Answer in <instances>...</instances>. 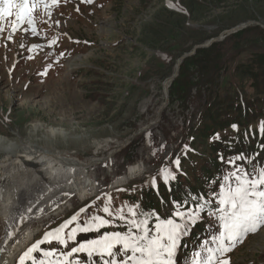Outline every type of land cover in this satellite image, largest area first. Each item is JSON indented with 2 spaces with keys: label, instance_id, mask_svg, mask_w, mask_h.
<instances>
[{
  "label": "rangeland",
  "instance_id": "rangeland-1",
  "mask_svg": "<svg viewBox=\"0 0 264 264\" xmlns=\"http://www.w3.org/2000/svg\"><path fill=\"white\" fill-rule=\"evenodd\" d=\"M237 26H245L241 34L230 32ZM22 27L27 39L22 50L16 51L15 35ZM36 27L37 35L31 34L27 24L8 32L7 45L1 41L8 30L0 33V134L19 143L33 141L68 157L97 155L107 159L88 172L82 190L91 189L92 193L78 190L61 200L46 201L23 227L7 226L1 239L9 240L3 245L9 254L8 264H20V257L46 232L58 228L81 208H87L79 217L83 223L92 215L104 216L102 208L109 197L113 211L125 204H140L135 197L155 190L147 183L153 176L160 189L164 185L158 176L160 169L176 171L173 161L177 157L178 181L183 177L193 180L209 155L219 159L222 154L212 148L213 138L203 139L192 126L216 94L222 97L228 93L230 99L242 91L244 97L254 96L257 92L250 86L248 73L260 67L259 57L264 56V0H93L91 4L61 0L50 18L41 11ZM55 36L60 37L59 44L49 50L47 42ZM79 43L83 44L77 46ZM212 43L216 46L199 51ZM197 50L191 60L194 64L183 68L184 97L170 100L172 82L167 80L180 70L179 59ZM261 121L264 117L247 125L235 124L237 130L230 126L218 133V141L236 136L258 138ZM36 124L43 127L31 137ZM45 128L66 129L67 136L46 138ZM185 146L190 151L185 152ZM237 155L223 156L226 161ZM237 164L252 172L249 163ZM138 165L145 172L140 169L141 175L128 176ZM231 170L224 163L221 179ZM122 178L125 182L120 184ZM213 191L218 192L219 185ZM5 197L0 195V200ZM208 213H201L202 219L190 230L202 226L209 236L204 241L213 246L211 236L218 234L220 222ZM74 226L65 229V236ZM113 230L123 228L101 231ZM89 233L95 234L78 233L76 242L98 235ZM22 239L23 244H18ZM202 245L196 252L203 254ZM73 246L72 241L68 248L55 241L41 244L24 264H39L46 259L44 251L55 248L66 252ZM3 254L1 251L0 256ZM193 257L191 254L182 262L178 250L177 264H192ZM222 258L229 264H264V227L247 234Z\"/></svg>",
  "mask_w": 264,
  "mask_h": 264
},
{
  "label": "snow or ice",
  "instance_id": "snow-or-ice-1",
  "mask_svg": "<svg viewBox=\"0 0 264 264\" xmlns=\"http://www.w3.org/2000/svg\"><path fill=\"white\" fill-rule=\"evenodd\" d=\"M81 2L91 4L93 0ZM60 3L61 0H0V33L5 31L6 26L15 32L21 25L27 24L31 34L37 35V16L43 11L50 18L52 9ZM7 38L11 40L12 36ZM51 43H55V40ZM232 128L237 130L236 125H232ZM259 132L264 136V121L259 125ZM219 138L218 133L213 137L214 140ZM261 147L264 148V145ZM187 151L190 149L185 146ZM219 159L232 170L222 177L219 191H213L210 198L189 192L182 202L170 201L171 208H166L165 213L171 214L168 218H162L155 210H139V204H125L113 211L109 197L102 208L104 216L92 215L81 223L80 214L87 211V208H81L58 228L46 232L42 240L33 244L20 257V264H24L25 258H30L41 244H51L53 241L64 248H68L69 241L74 242L75 246L66 252H58L55 248L44 251L46 259L39 264H177V253L183 238L188 235L190 226L202 219L201 213L206 208H209V216L218 218L220 229L218 234L211 236L213 246L205 241L202 245L203 254L201 251L195 252L192 264H229L228 259L222 258L224 254L230 252L237 243L243 242L247 234L264 227V166L257 168L253 165L252 172H249L238 165L237 161L253 163L254 157L249 158L243 153L229 157L226 161L223 155ZM173 164L176 171L164 167L158 173L169 192L171 181L176 180L177 173L181 171L180 158L177 157ZM147 183L159 195L157 177H151ZM161 203H164L163 198ZM190 204L194 207H185ZM74 223L75 226L65 236V229ZM121 227L123 230L101 231ZM89 232L98 235L93 239L76 242L78 233ZM81 254L86 258L80 259Z\"/></svg>",
  "mask_w": 264,
  "mask_h": 264
},
{
  "label": "trees",
  "instance_id": "trees-1",
  "mask_svg": "<svg viewBox=\"0 0 264 264\" xmlns=\"http://www.w3.org/2000/svg\"><path fill=\"white\" fill-rule=\"evenodd\" d=\"M241 34L240 30L233 32V34ZM238 36V35H236ZM212 43L207 48L199 49V51H207L212 47L216 46ZM198 50L191 56L186 57L180 64V72L177 77L172 81L169 87V97L170 100H177L184 97L185 89L181 88L183 81L181 79L184 77L183 68L190 67L192 59L196 58ZM207 56V55H206ZM261 63L260 67L249 71L250 86L256 90V94L250 98L243 96L242 91H238V97L234 98L230 96L228 98V93L225 96L214 95L213 99L204 107L202 112L196 117L195 123L192 128L200 135L203 139H211L217 133L229 128L232 125H247L257 118L264 117V56L259 57ZM242 90V89H241ZM180 92V95L178 93ZM260 108H255L259 106ZM228 110V111H227ZM260 136V135H259ZM214 140V139H213ZM214 144V145H213ZM264 136L258 138L254 137H244L239 136L234 139H227L224 141L214 140L212 143V148L218 153L221 152L222 155H235L243 153L245 156L254 157L253 163H249L247 168L252 171L253 165L262 166L264 163ZM259 153V155H257ZM222 166L219 159L214 155L208 156V162L201 164L198 173L193 175V180L188 177H183L182 180H176L171 182V192L168 188L162 185L159 189V195H157L156 190L142 191L139 193V197H135L139 201L140 210L145 212H150L155 210L161 217L165 215H170L171 213H165L166 208H171L170 201H184L187 198L189 192L192 195L202 194L206 198H210V192L219 185L222 176ZM213 184V188H212ZM152 190V189H151ZM161 198H163L164 203H161ZM128 199V198H127ZM131 200V199H130ZM165 206V207H164ZM194 205H185L189 207ZM212 207H215L213 205ZM204 212H209V208H206ZM154 223V221H153ZM151 226V224H150ZM202 226L196 227L192 232L189 231L188 235L185 236L186 242L183 241L181 251L184 255L183 262H185L191 254L195 253L194 246L198 249L199 246L204 243V239L209 238L206 233L207 230L202 229ZM95 233H88V236L94 235Z\"/></svg>",
  "mask_w": 264,
  "mask_h": 264
},
{
  "label": "bare ground",
  "instance_id": "bare-ground-1",
  "mask_svg": "<svg viewBox=\"0 0 264 264\" xmlns=\"http://www.w3.org/2000/svg\"><path fill=\"white\" fill-rule=\"evenodd\" d=\"M40 127L43 126L36 124L31 128V137ZM46 130L48 132L44 135L46 138L67 136L66 129ZM106 159L97 155L91 158L77 155L68 157L48 147H40L33 141L19 143L0 134V195H6L0 200V252H4L0 256V264L9 262V254L3 251V245L8 244L9 240L3 241L4 237L1 239L7 226L12 224L17 229L23 227L29 223L28 219L35 217L38 209L46 201L49 203V201L61 200L67 193L78 190L85 194L92 193L91 189L82 190V186L88 181L90 168L100 165ZM140 169L142 168L131 169L128 176L139 175ZM124 182L123 178L119 180L120 184ZM18 213L23 217L19 218ZM23 241L22 239L18 244H23Z\"/></svg>",
  "mask_w": 264,
  "mask_h": 264
},
{
  "label": "water",
  "instance_id": "water-1",
  "mask_svg": "<svg viewBox=\"0 0 264 264\" xmlns=\"http://www.w3.org/2000/svg\"><path fill=\"white\" fill-rule=\"evenodd\" d=\"M244 27H245V26H237V27L233 28L230 32H236V31H238V30H241V29L244 28ZM205 46H207V45H205ZM193 53H194V51H193L192 53H190L189 55H191V54H193ZM186 56H188V55H186ZM186 56H182V57L179 59V65H180L181 61H182ZM178 70H179V68L177 69L176 73H174V74L170 77V79H169L168 81L172 82V81L176 78V76L178 75Z\"/></svg>",
  "mask_w": 264,
  "mask_h": 264
},
{
  "label": "flooded vegetation",
  "instance_id": "flooded-vegetation-1",
  "mask_svg": "<svg viewBox=\"0 0 264 264\" xmlns=\"http://www.w3.org/2000/svg\"><path fill=\"white\" fill-rule=\"evenodd\" d=\"M73 53V52H72Z\"/></svg>",
  "mask_w": 264,
  "mask_h": 264
}]
</instances>
